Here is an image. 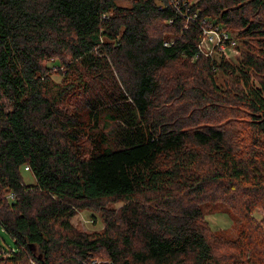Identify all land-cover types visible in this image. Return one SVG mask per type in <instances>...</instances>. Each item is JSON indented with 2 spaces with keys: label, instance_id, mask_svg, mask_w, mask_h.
<instances>
[{
  "label": "trees",
  "instance_id": "obj_1",
  "mask_svg": "<svg viewBox=\"0 0 264 264\" xmlns=\"http://www.w3.org/2000/svg\"><path fill=\"white\" fill-rule=\"evenodd\" d=\"M203 19L239 57L203 54ZM256 212L264 0H0V264H264Z\"/></svg>",
  "mask_w": 264,
  "mask_h": 264
},
{
  "label": "rangeland",
  "instance_id": "obj_2",
  "mask_svg": "<svg viewBox=\"0 0 264 264\" xmlns=\"http://www.w3.org/2000/svg\"><path fill=\"white\" fill-rule=\"evenodd\" d=\"M207 31L211 29V27H206ZM222 31L227 32L229 35V38L225 42L224 48H221L220 45H216L213 49V45L211 42H206L205 47L209 48L210 51L204 50V55L205 56H210V57H219L220 54L228 53L230 55V58H237L240 56V48L243 47V42L240 36L238 35V31L231 29V28H226V27H220ZM219 34L221 32L217 31ZM204 34V30H203ZM210 35H214L216 40H218V36H216L213 33H209ZM204 37V36H203ZM214 44V43H213ZM238 46L237 51L234 49ZM53 77L56 81H60L62 79V76L58 73H54ZM109 125L106 124V131L109 130ZM81 142L83 144H86V138H81ZM21 172L24 178V181L26 183H34L35 182V176L31 170H26L24 167L21 168ZM119 205H122V202H109L107 204V207L111 208H116ZM202 208L205 212V219L208 221L209 225H211V228L216 231H227L229 229V234L231 236H237L239 235L237 233V228L234 227L233 224V218L225 205L223 206L222 203L220 202H205L202 204ZM102 212L98 210H91V209H85L80 210L77 212V214L72 218L73 224L81 229V230H86V231H101L105 227V221L102 217ZM264 213L262 212H256V216L258 218L262 217ZM4 237L6 238V242L8 244L12 243V240L10 236L2 232ZM106 260H102V262H105ZM98 262L96 264H99L101 261H95Z\"/></svg>",
  "mask_w": 264,
  "mask_h": 264
},
{
  "label": "built area",
  "instance_id": "obj_3",
  "mask_svg": "<svg viewBox=\"0 0 264 264\" xmlns=\"http://www.w3.org/2000/svg\"><path fill=\"white\" fill-rule=\"evenodd\" d=\"M196 14V13H195ZM197 15H194V17H196ZM187 27V26H186ZM201 27H203V30H204V34L201 38V41L199 43V48L200 50L204 53V50H208L210 51L209 48H206L205 47V43L206 42H211L213 47L212 49L216 46V45H220L221 48H224L225 46V42L226 40L229 38V35L227 32H224L221 30L220 27H224L222 26L221 24H215L213 22H208L206 19H203L201 21ZM206 27H211V29L209 31H207V28ZM221 32L220 34L217 32ZM209 33H213L215 34L216 36H218V40H216V38L214 37V35H210ZM214 43V44H213ZM29 167L26 166L25 169H28Z\"/></svg>",
  "mask_w": 264,
  "mask_h": 264
}]
</instances>
